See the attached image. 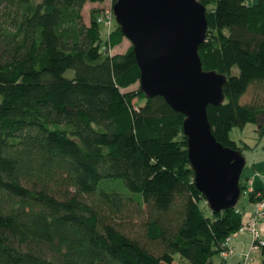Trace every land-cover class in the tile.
<instances>
[{
	"label": "trees",
	"instance_id": "1",
	"mask_svg": "<svg viewBox=\"0 0 264 264\" xmlns=\"http://www.w3.org/2000/svg\"><path fill=\"white\" fill-rule=\"evenodd\" d=\"M104 1L0 0V264H215L244 212L209 206L185 115L142 90L132 44L113 52L117 22L105 40L100 9L87 22ZM202 1L203 67L227 76L209 119L243 151L231 129L264 115V0Z\"/></svg>",
	"mask_w": 264,
	"mask_h": 264
},
{
	"label": "water",
	"instance_id": "2",
	"mask_svg": "<svg viewBox=\"0 0 264 264\" xmlns=\"http://www.w3.org/2000/svg\"><path fill=\"white\" fill-rule=\"evenodd\" d=\"M113 12L134 47L147 96L162 95L185 115L184 132L195 183L212 210L236 206L243 192L244 153L219 141L208 115L225 100L227 76L203 67L208 31L202 0H116Z\"/></svg>",
	"mask_w": 264,
	"mask_h": 264
},
{
	"label": "rangeland",
	"instance_id": "3",
	"mask_svg": "<svg viewBox=\"0 0 264 264\" xmlns=\"http://www.w3.org/2000/svg\"><path fill=\"white\" fill-rule=\"evenodd\" d=\"M250 3H254L257 0H248ZM116 0H105L104 2H88L84 8V16L87 22H90L91 19V10H98V21L100 23V29L102 33V37L105 40L110 31L114 29L116 25L115 16L109 22V18L106 17L107 14L111 15L113 10V5ZM112 16V15H111ZM132 42L126 38L125 42L117 46L113 49V52H121L125 50ZM139 82L130 86L128 90L137 88L139 86ZM250 95L248 94L245 98L247 99ZM230 136L233 140L237 141V143L243 147V153L246 158V165L242 172L241 180L245 183L250 178L254 176V172L256 169L260 171H264V115L262 116L260 122H249L244 128L241 127H233L230 131ZM254 164V166H253ZM258 167V168H254ZM261 169V170H260ZM249 200L248 192L243 191L239 201L238 206L242 207L243 204ZM179 254H177V259L175 260V264H179Z\"/></svg>",
	"mask_w": 264,
	"mask_h": 264
},
{
	"label": "crops",
	"instance_id": "4",
	"mask_svg": "<svg viewBox=\"0 0 264 264\" xmlns=\"http://www.w3.org/2000/svg\"><path fill=\"white\" fill-rule=\"evenodd\" d=\"M254 168H258V167H254ZM249 178L250 180H252V186L254 189L259 190L264 188V171L259 172L256 169V172H254V176ZM255 207H256L255 202L250 200V198L243 204L242 207H240V209L243 210L244 212V221L248 220L250 214L254 212ZM259 228L262 232V238H264V218L261 220L259 224ZM253 242H254V238L252 231L243 230V231L235 232L234 234L231 235V238L229 240V247L233 251L228 254L226 259L220 253H218L213 258L214 263L240 264L244 260L245 254L250 252V259L248 260L247 264H263L264 255L262 253V249L261 247L253 249L252 248Z\"/></svg>",
	"mask_w": 264,
	"mask_h": 264
},
{
	"label": "built area",
	"instance_id": "5",
	"mask_svg": "<svg viewBox=\"0 0 264 264\" xmlns=\"http://www.w3.org/2000/svg\"><path fill=\"white\" fill-rule=\"evenodd\" d=\"M112 15V16H111ZM109 15L107 14L106 17L109 18V22H111L112 18L114 17V12L112 10V14ZM112 17V18H111ZM247 187L245 189L246 192H252L256 189L253 188L252 186V180H248L245 182ZM257 200H255V210L252 212L248 218L247 221H244L242 226L239 228L238 231H243V230H250L253 233V238L254 242L252 245L253 249L260 248L264 245V238H262V232L259 228V224L261 220L264 218V188L260 189L257 191ZM237 231V232H238ZM231 236L227 237L224 245L226 248H224L220 254L226 259L228 254L232 252L233 250L229 247V240ZM250 259V252L245 254L244 260L240 264H247L248 260ZM223 264V263H220Z\"/></svg>",
	"mask_w": 264,
	"mask_h": 264
}]
</instances>
